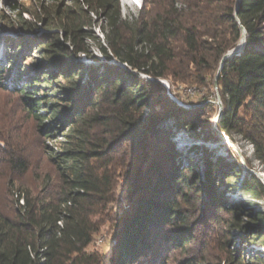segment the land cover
Listing matches in <instances>:
<instances>
[{
  "label": "trees",
  "instance_id": "obj_1",
  "mask_svg": "<svg viewBox=\"0 0 264 264\" xmlns=\"http://www.w3.org/2000/svg\"><path fill=\"white\" fill-rule=\"evenodd\" d=\"M76 5L45 11L40 37L24 19L14 29L30 36L17 46L35 51L36 67L15 81L0 63V88L19 91L54 170L36 194L16 188L12 215L0 211V264H264V185L238 161L178 146L181 130L211 139L209 106L185 109L160 83L215 78L218 130L251 143L264 166V0H144L134 21L119 0ZM92 15L102 17L103 40L84 30ZM2 157L17 178L29 173L26 156ZM105 222L115 230L110 256L90 250Z\"/></svg>",
  "mask_w": 264,
  "mask_h": 264
},
{
  "label": "rangeland",
  "instance_id": "obj_2",
  "mask_svg": "<svg viewBox=\"0 0 264 264\" xmlns=\"http://www.w3.org/2000/svg\"><path fill=\"white\" fill-rule=\"evenodd\" d=\"M119 1L124 19L134 21L140 17L144 0H140V8ZM67 7L77 8L76 0H0V63L11 70V79L17 81L21 72H24L26 68L36 67L38 64L35 58L37 54L32 48H24L23 51L18 50L17 44L21 38L30 37L24 36V33L20 31L14 32L19 22L24 19L37 25V36L40 37L47 29L44 22V19L47 18L45 11L53 12L59 8L65 9ZM92 17L91 26L84 28V30L92 36L96 34L103 40V34L100 30L102 17L98 19H95L94 15ZM86 46L93 54H98L101 59H104L95 47L94 41L87 40ZM12 55L15 59L14 65L9 63L12 58L7 57ZM79 61L86 64L94 63L85 55L81 56ZM143 77L148 79V77ZM10 83L7 84L6 90L0 88V211L12 215L17 207L18 198L13 194L16 188L25 185L29 189H33L36 194L40 181L48 173L54 175V170H52V165L45 154V144L49 143H45L44 138L39 134L35 118L25 106L19 91L15 89V85ZM160 83L165 88L169 98L171 100L177 99L180 104L183 103L185 109L197 110L208 105L209 109L205 112L206 116L202 120L212 123V130L215 132V121L221 108L224 109L215 78L205 87L193 84H173L166 79L160 80ZM177 134L175 140L178 142V146L184 150L198 145L207 149L208 153L212 152L216 158L222 157L227 161H238L243 175L255 176L264 185V166L257 160L253 145L241 136L234 135L232 140L228 137L222 139L216 132L211 134L207 132L211 135V139L205 141V139L197 137L194 132L188 130H181ZM9 152L22 154L30 160L31 169L23 178H17L11 172L9 164L5 163L2 155L7 158L11 154ZM191 157L192 155L187 153V156L183 158L187 161ZM196 159L200 166H204V156L201 155ZM201 172H203V168H201ZM16 193L18 192L16 191ZM228 196L235 202L244 201L242 196H231V194ZM22 203V201L19 202L21 205ZM257 210L264 213V200L259 203ZM114 234V226L105 222L103 231L97 235L95 244L90 250L110 256ZM234 235L238 241L241 233L234 232ZM243 253L245 257L254 256V253L250 251H243Z\"/></svg>",
  "mask_w": 264,
  "mask_h": 264
},
{
  "label": "water",
  "instance_id": "obj_3",
  "mask_svg": "<svg viewBox=\"0 0 264 264\" xmlns=\"http://www.w3.org/2000/svg\"><path fill=\"white\" fill-rule=\"evenodd\" d=\"M245 43H246V38L244 37V38L242 39L241 43L237 46L236 49L232 50L231 52H229L227 55L224 56V58H223V60H222V63H221V66H220V70L222 69V67H223V65H224V62H225L226 60L230 59L231 57H233V56L236 55L237 53L241 52V50L243 49ZM121 66H122V67H125V66H123V65H121ZM220 70H219V72H220ZM218 74H219V73H218ZM161 83H162V82H161ZM173 99H174V98H173ZM173 101H174L175 103H176V102H177V103L179 102L177 99H174ZM178 105L181 106V107H184V104H183V103H182V104L178 103ZM222 114H223V108H221L220 113H219V115H218V117H217V119H216V121H215V127H214V129H215V132H216V133H217L222 139H227L226 136H225L222 132H220V131L218 130V128H217V124H218V122H219V120H220Z\"/></svg>",
  "mask_w": 264,
  "mask_h": 264
},
{
  "label": "bare ground",
  "instance_id": "obj_4",
  "mask_svg": "<svg viewBox=\"0 0 264 264\" xmlns=\"http://www.w3.org/2000/svg\"><path fill=\"white\" fill-rule=\"evenodd\" d=\"M126 5H130V4H132V5H134V6H136V7H138V8H140L141 7V5H140V0H122Z\"/></svg>",
  "mask_w": 264,
  "mask_h": 264
},
{
  "label": "built area",
  "instance_id": "obj_5",
  "mask_svg": "<svg viewBox=\"0 0 264 264\" xmlns=\"http://www.w3.org/2000/svg\"><path fill=\"white\" fill-rule=\"evenodd\" d=\"M190 93H192V92L190 91Z\"/></svg>",
  "mask_w": 264,
  "mask_h": 264
},
{
  "label": "clouds",
  "instance_id": "obj_6",
  "mask_svg": "<svg viewBox=\"0 0 264 264\" xmlns=\"http://www.w3.org/2000/svg\"><path fill=\"white\" fill-rule=\"evenodd\" d=\"M122 1V0H121Z\"/></svg>",
  "mask_w": 264,
  "mask_h": 264
}]
</instances>
